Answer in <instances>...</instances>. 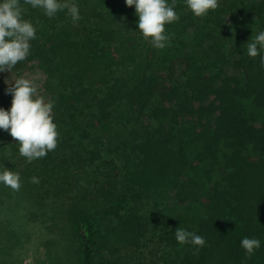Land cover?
I'll return each instance as SVG.
<instances>
[{
  "label": "trees",
  "instance_id": "16d2710c",
  "mask_svg": "<svg viewBox=\"0 0 264 264\" xmlns=\"http://www.w3.org/2000/svg\"><path fill=\"white\" fill-rule=\"evenodd\" d=\"M77 3L75 24L23 5L37 38L0 73V108L38 72L59 136L29 163L0 130V169L21 175L19 190L0 184V205L29 229L75 227L82 264H264V66L246 51L264 0H219L202 18L175 0L162 50L125 0ZM179 227L205 246L179 244ZM245 237L261 241L251 257Z\"/></svg>",
  "mask_w": 264,
  "mask_h": 264
},
{
  "label": "clouds",
  "instance_id": "9594fccd",
  "mask_svg": "<svg viewBox=\"0 0 264 264\" xmlns=\"http://www.w3.org/2000/svg\"><path fill=\"white\" fill-rule=\"evenodd\" d=\"M184 3L198 18L207 16L220 6L219 0H184ZM125 4L135 8L137 28L142 37L156 49L167 47L170 37L165 34V25L180 19L175 0L171 3L169 0H125ZM23 5L43 10L48 18L67 10L74 24L82 18L77 0H0V73H11L18 63L25 61L30 55L31 41L37 38L36 26L24 19L26 9ZM251 37L247 42V55L260 57L264 66V30ZM7 94L12 96V102L9 110L0 108V130L7 131L19 142V154L29 163L45 157L57 147L59 136L54 123V101L38 95L34 82L22 76L14 79ZM32 182L37 183L38 179L33 177ZM0 184L19 190L21 175L3 167L0 169ZM174 235L181 245L191 244L200 248L206 243L204 237L180 227ZM241 247L251 257L260 249L261 241L245 237L241 240Z\"/></svg>",
  "mask_w": 264,
  "mask_h": 264
},
{
  "label": "rangeland",
  "instance_id": "374dc122",
  "mask_svg": "<svg viewBox=\"0 0 264 264\" xmlns=\"http://www.w3.org/2000/svg\"><path fill=\"white\" fill-rule=\"evenodd\" d=\"M29 79L40 86V73L30 74ZM22 218L20 209L0 205V264H82L81 239L75 227L29 229Z\"/></svg>",
  "mask_w": 264,
  "mask_h": 264
}]
</instances>
